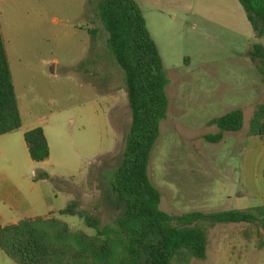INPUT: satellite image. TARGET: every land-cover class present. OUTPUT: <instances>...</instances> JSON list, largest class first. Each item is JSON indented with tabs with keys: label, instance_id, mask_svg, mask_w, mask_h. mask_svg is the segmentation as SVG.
<instances>
[{
	"label": "rangeland",
	"instance_id": "1",
	"mask_svg": "<svg viewBox=\"0 0 264 264\" xmlns=\"http://www.w3.org/2000/svg\"><path fill=\"white\" fill-rule=\"evenodd\" d=\"M98 5L99 0H0V27L23 125L36 121L53 126L71 119L76 135L65 138V148L54 141L55 165L81 169L83 158L72 144L90 143L98 156L110 149L114 137L110 153L89 161L87 196L76 193L79 210L104 226L123 208L110 184L131 113L124 74L108 49ZM175 41L172 56L165 58L167 118L148 168L149 180L161 194L160 209L181 215L263 206L264 137L247 134L264 98L258 63L203 64L193 44ZM184 53L191 63L183 60ZM237 110L243 112V128L208 143L205 137L219 132L209 123ZM16 164L15 158L0 155V181L15 176ZM60 219L73 230L94 235L77 216ZM263 246L264 234L251 225H217L209 231L206 260L191 264H264Z\"/></svg>",
	"mask_w": 264,
	"mask_h": 264
},
{
	"label": "trees",
	"instance_id": "2",
	"mask_svg": "<svg viewBox=\"0 0 264 264\" xmlns=\"http://www.w3.org/2000/svg\"><path fill=\"white\" fill-rule=\"evenodd\" d=\"M255 35L264 37V0H238ZM99 16L109 38L107 46L124 74L131 113L121 162L110 189L122 203L121 213L109 224L83 214L76 202L59 216H77L89 235L73 230L57 218L22 221L0 226V251L15 264H191L205 261L209 231L217 225L247 224L264 234V205L216 213L170 215L160 209L161 194L149 180L152 148L167 118L168 98L163 61L134 0H99ZM247 57L258 63L264 83V48L253 44ZM219 132L208 143H219L225 132L243 128V112H230L209 123ZM22 127V118L0 27V137ZM248 136L264 137V99L255 109ZM31 160L41 163L50 151L44 132L35 128L24 134ZM39 173L37 179H48ZM264 247V246H263Z\"/></svg>",
	"mask_w": 264,
	"mask_h": 264
},
{
	"label": "crops",
	"instance_id": "3",
	"mask_svg": "<svg viewBox=\"0 0 264 264\" xmlns=\"http://www.w3.org/2000/svg\"><path fill=\"white\" fill-rule=\"evenodd\" d=\"M134 1L157 46L165 72V58L172 56L175 40L183 45L193 44L194 55L203 64L226 60L247 62L249 60L247 52L253 44H259L264 48V37L255 39L238 0ZM178 34L182 37L177 38ZM182 58L185 62L191 63L189 53H184ZM62 120L53 126L36 123V121L24 126L22 122V127L18 131L0 137V155L11 156L17 161L13 167L15 176L5 175L0 181L1 227L39 218L61 220L62 216L57 214L59 211L64 210L72 202L79 204L77 192L81 191L87 196L88 166L91 165L89 161L91 159L95 161L110 153L114 145V137L110 149L98 156L94 153L95 148L90 143L72 144L76 155L83 158L81 169L57 166L52 161L53 154H55L54 141H61L65 148V138L76 135L71 127V119L65 117ZM82 127L81 124L78 125V135L81 134ZM35 128L43 130L50 151L49 158L41 163L31 160L24 141V134ZM39 173H46L49 178L37 179ZM0 264L15 263L0 251Z\"/></svg>",
	"mask_w": 264,
	"mask_h": 264
}]
</instances>
